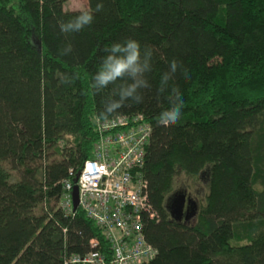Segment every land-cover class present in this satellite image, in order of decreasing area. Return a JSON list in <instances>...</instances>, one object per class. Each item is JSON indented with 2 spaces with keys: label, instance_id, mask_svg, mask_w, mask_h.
<instances>
[{
  "label": "trees",
  "instance_id": "1",
  "mask_svg": "<svg viewBox=\"0 0 264 264\" xmlns=\"http://www.w3.org/2000/svg\"><path fill=\"white\" fill-rule=\"evenodd\" d=\"M67 1L0 0V264H83L72 258L91 251L110 264L102 231L59 200L69 169L75 182L92 156L104 97L91 77L103 49L129 37L154 49L143 103L111 116L151 125L142 172L154 216L142 219L156 254L142 264H264V0H87L93 24L64 34L58 21L81 11ZM67 43L72 53L59 55ZM173 59L188 70L170 81L184 106L163 126L169 105L156 85ZM60 73L79 78L62 85ZM181 174L208 181L188 222L168 210Z\"/></svg>",
  "mask_w": 264,
  "mask_h": 264
},
{
  "label": "built area",
  "instance_id": "2",
  "mask_svg": "<svg viewBox=\"0 0 264 264\" xmlns=\"http://www.w3.org/2000/svg\"><path fill=\"white\" fill-rule=\"evenodd\" d=\"M96 141L91 158L80 167L76 181H62L59 207L67 215L81 209L102 231L112 252L110 264H142L152 260L156 250L143 233V215L153 218L149 207L147 181L143 176L145 148L151 125L142 114L110 117L96 121ZM78 187V207L73 208L72 190ZM96 240L91 241L94 248ZM74 263L106 264L96 251L75 256Z\"/></svg>",
  "mask_w": 264,
  "mask_h": 264
},
{
  "label": "clouds",
  "instance_id": "3",
  "mask_svg": "<svg viewBox=\"0 0 264 264\" xmlns=\"http://www.w3.org/2000/svg\"><path fill=\"white\" fill-rule=\"evenodd\" d=\"M103 9L102 3H97L95 12ZM94 12L83 9L68 20L58 21L59 29L64 34L77 33L89 27L94 22ZM73 51L71 43L58 49L59 55L67 56ZM95 73L91 77V88L94 94L103 95L102 108L97 115L98 121L107 122L109 117L130 105H139L144 101V91L150 90L152 84L148 75L153 71L154 49L150 45H142L134 38L113 42L103 49ZM187 79L188 70L173 59L166 71L160 73L156 85L157 99L164 97L168 107L160 111L158 123L163 126L175 125L182 117L184 100L178 87L170 84L177 71ZM78 74L60 73V84L70 85L78 79Z\"/></svg>",
  "mask_w": 264,
  "mask_h": 264
},
{
  "label": "rangeland",
  "instance_id": "4",
  "mask_svg": "<svg viewBox=\"0 0 264 264\" xmlns=\"http://www.w3.org/2000/svg\"><path fill=\"white\" fill-rule=\"evenodd\" d=\"M88 7L87 0H68L64 9L68 10H83ZM4 167L10 172L11 180H15L14 172L10 171L8 165ZM175 193L183 192L187 197H190L194 201H197L198 207L205 204L206 196L208 193V181L205 176L197 177L196 179L181 174L176 180Z\"/></svg>",
  "mask_w": 264,
  "mask_h": 264
},
{
  "label": "water",
  "instance_id": "5",
  "mask_svg": "<svg viewBox=\"0 0 264 264\" xmlns=\"http://www.w3.org/2000/svg\"><path fill=\"white\" fill-rule=\"evenodd\" d=\"M76 181V179H75ZM72 200L74 210L78 207V187L75 185L72 190ZM187 206L186 210L184 209ZM168 210L173 220L181 222L184 220H190L196 214L197 203L187 197L185 193H174L168 204Z\"/></svg>",
  "mask_w": 264,
  "mask_h": 264
},
{
  "label": "flooded vegetation",
  "instance_id": "6",
  "mask_svg": "<svg viewBox=\"0 0 264 264\" xmlns=\"http://www.w3.org/2000/svg\"><path fill=\"white\" fill-rule=\"evenodd\" d=\"M195 202L197 203V201H195ZM197 204H198V203H197ZM186 208H187V206H185L184 209L186 210ZM191 219H192V218H191ZM191 219H190V220H191ZM190 220H187V221H186V220L183 219L182 222H188V221H190Z\"/></svg>",
  "mask_w": 264,
  "mask_h": 264
}]
</instances>
